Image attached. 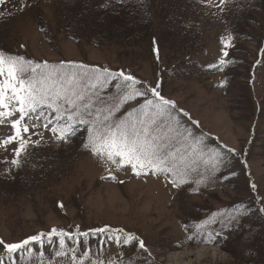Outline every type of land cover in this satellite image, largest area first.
Listing matches in <instances>:
<instances>
[{
  "label": "rangeland",
  "instance_id": "1",
  "mask_svg": "<svg viewBox=\"0 0 264 264\" xmlns=\"http://www.w3.org/2000/svg\"><path fill=\"white\" fill-rule=\"evenodd\" d=\"M138 1L148 14L163 6H176L185 14L169 27L152 12V31L144 42L126 47L57 31L44 36L40 25L54 27L57 0H4L0 50L38 63L71 62L63 66L76 71L75 65L83 64L98 75H105V68L122 70L152 86L160 81L162 95L175 104L172 115L188 134L181 152L186 160H177L178 174L137 176L130 166L117 167L119 157L115 164L102 162L81 146L82 135L58 140L59 128L53 134L52 125L45 128L44 120H37L38 113L19 125L28 143L17 157L20 140L2 142L14 134L11 120L19 114L0 118V238L13 243L43 233L42 244L32 242L12 254L17 264H117L121 251L122 264H264V213L258 210L264 207V0ZM24 4L30 6L21 11ZM140 102L127 103L125 111ZM47 110L38 112L51 119ZM25 125L28 133L22 131ZM36 140L41 142L36 145ZM196 141L217 150L234 149L224 160L236 174L227 180L220 173L212 175L203 160L188 155L187 144ZM49 155L50 167L47 160L41 168L46 174L37 182L41 160L36 158ZM21 171L31 183L19 186L20 180L14 181L23 177L18 176ZM172 179L187 183L178 190ZM105 225L113 230L105 237L132 233L137 241L121 250L115 240L104 239L97 258L103 237L90 230ZM53 228L58 231L49 240ZM61 239L67 242L63 248L58 247ZM139 239L146 251L136 246ZM89 249L92 255L84 256ZM57 251L64 255L56 257ZM0 256L7 264L2 246Z\"/></svg>",
  "mask_w": 264,
  "mask_h": 264
},
{
  "label": "snow or ice",
  "instance_id": "2",
  "mask_svg": "<svg viewBox=\"0 0 264 264\" xmlns=\"http://www.w3.org/2000/svg\"><path fill=\"white\" fill-rule=\"evenodd\" d=\"M3 2L4 0H0V3ZM220 2L223 4L225 0ZM29 6L24 4L21 11ZM229 46L231 41L224 45L225 48ZM153 52L158 59L159 49L154 47ZM222 54L224 57L229 55L223 50ZM65 63L71 64V62H60V65H55L47 61L38 63L20 55L6 56L0 50V109H3L0 110V118L19 114L18 119L11 120L14 134L2 143L8 144L19 139L20 143L15 149V154L19 157L28 143L21 137L19 125L26 117L30 119V114L38 113L37 120L43 119L45 128L52 125L50 130L53 134H56L59 128V135L56 136L58 140L67 142L69 136L82 135L81 146L102 162L115 164L116 158L119 157L117 167L130 166L132 173L137 176L178 174L177 160L180 162L186 160V156L181 155V152L188 141V134L186 130H182L179 120L172 115L175 104L162 95L160 81L152 86L149 82L125 74L122 70L109 72L105 68L102 70L105 75H98L88 71L87 66L83 64L77 65L79 71H76L65 68L63 66ZM113 87L115 93L112 92ZM136 100L141 101L138 107L125 111V105ZM42 106L52 110L55 113L54 118H45L43 111L38 112ZM33 127L35 128V125ZM22 131L28 133L29 129L25 125ZM40 142L36 140L34 143L38 145ZM177 144L181 146L176 147ZM187 148L190 149L188 155L198 156L203 160L212 175L220 173V178L227 180L229 176L236 174L227 168L224 160L227 154H235L234 149L217 150L208 147L203 141L187 144ZM12 163L19 166L17 159H13ZM189 167L190 165H185V173ZM225 172L227 174H224ZM111 178L115 179L114 176ZM170 183L179 190L187 181L178 182L177 179H172ZM252 187L255 188V185ZM59 206L63 207V204ZM258 210L264 213V207ZM57 231L53 228L48 233L49 240ZM90 231L94 236L103 237L99 242L97 258L105 247L104 239L115 240L121 250L123 246L132 245L137 241V237L132 233H128L126 238L113 235L105 237L103 234L113 231L109 225ZM115 231L124 232L123 229ZM59 234L64 235L63 231ZM87 234L81 233V235ZM42 237L43 233L35 234L13 243H7L0 238V246L7 256V264H17L12 254L26 249V246L32 242L42 244ZM68 240H72L71 234L68 235ZM66 243L61 239L58 247L63 248ZM76 244H80L79 239ZM136 246L146 251L142 239L138 240ZM27 251L31 252L32 249L27 248ZM121 254L122 251L117 254V264H122L119 259ZM40 255L43 256L44 253L41 252ZM63 255L61 251L55 253L56 257ZM83 255L91 256V250ZM72 259L73 261L78 259L74 247ZM0 264H6L3 256H0ZM107 264H112V261L109 260Z\"/></svg>",
  "mask_w": 264,
  "mask_h": 264
},
{
  "label": "trees",
  "instance_id": "3",
  "mask_svg": "<svg viewBox=\"0 0 264 264\" xmlns=\"http://www.w3.org/2000/svg\"><path fill=\"white\" fill-rule=\"evenodd\" d=\"M147 9V6L138 0H57L56 10H54L56 23L53 24L54 27L47 30L40 25L41 32L47 36L51 31H57L69 37L92 38L97 43L99 40H104L108 43L129 47L135 43L144 42L145 35L152 31L150 24L152 12L155 19L164 20V24H168L169 27L175 25L179 14H185H181L176 6H163L159 13L152 11L150 14L147 13ZM181 40L184 44V40ZM49 158L50 155L48 158H36V161L39 159L41 162L37 163L40 169L35 181L42 180L41 173L46 174V170H41V168L45 166L47 160L46 166L50 167ZM20 174H23V177ZM18 176L19 178L15 180L12 175H9V178L15 182L20 180L19 186L30 182L29 174L21 171Z\"/></svg>",
  "mask_w": 264,
  "mask_h": 264
}]
</instances>
